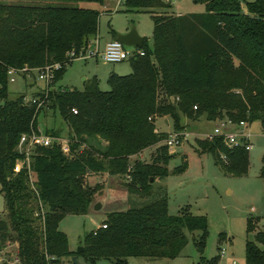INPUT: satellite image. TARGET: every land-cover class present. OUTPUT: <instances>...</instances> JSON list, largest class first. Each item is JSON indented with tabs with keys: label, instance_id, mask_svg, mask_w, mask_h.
Returning <instances> with one entry per match:
<instances>
[{
	"label": "trees",
	"instance_id": "1",
	"mask_svg": "<svg viewBox=\"0 0 264 264\" xmlns=\"http://www.w3.org/2000/svg\"><path fill=\"white\" fill-rule=\"evenodd\" d=\"M79 1L101 5L105 0H0V193L6 213L0 218V243H17L20 264H74L73 256L88 264L104 258L127 264L131 256L176 258L187 244L185 231H198L193 242L201 262L217 264L218 254L202 256L207 217L186 207L169 214L165 195L108 213L84 235L82 251L69 247L58 224L67 214H85L92 204L100 187L85 183L89 173L126 176L129 193L149 196L153 182L168 175L174 153L164 143L151 162L130 160L167 139L169 133L155 131L157 117H170L176 130L183 117L204 116L247 126L258 122L264 131V0H242L243 5L239 0H193L203 3L205 11L180 15L154 12L162 0H125L126 11L152 13V47L143 37L139 48L144 54L128 59L129 73H110L106 91L95 75L85 80L82 90L57 87L71 63L67 52L85 50L98 32L100 11L69 5ZM109 31L115 39L116 32ZM54 62L61 67L54 72L44 106L36 109L24 101L25 94L9 96V66L34 68ZM33 96L43 97L40 91ZM46 107L66 123L69 152L56 142L35 146L29 172L24 167L14 172L16 161L23 158L17 150L19 137L38 131L37 117ZM196 143L199 153H210L224 174L248 175L244 146L229 147L218 135ZM186 166L183 160L171 172L181 173ZM259 177L264 179V153ZM256 219L247 217V231L255 229ZM244 261L264 264V231L246 240Z\"/></svg>",
	"mask_w": 264,
	"mask_h": 264
},
{
	"label": "rangeland",
	"instance_id": "2",
	"mask_svg": "<svg viewBox=\"0 0 264 264\" xmlns=\"http://www.w3.org/2000/svg\"><path fill=\"white\" fill-rule=\"evenodd\" d=\"M254 1V0H244ZM162 7L153 11L156 13H202L205 11L203 3L193 0H169L163 1ZM69 5L80 7H92L100 11L98 20V34L101 37L109 34L110 28L116 30L129 29L135 26L138 34L146 38V43L152 47V13L146 11L128 10L119 6L114 0H105L103 4L94 2H69ZM126 30V31H127ZM96 38V36L92 37ZM91 38V39H92ZM132 47V46H128ZM94 71L102 69L112 73L114 68L117 74L124 75L131 71L130 61L125 59L118 63L103 64L94 60L75 59L66 68L63 77L57 82L60 88H76L82 90L86 79L92 76ZM116 72V71H115ZM113 72V73H115ZM100 73V72H99ZM108 77V76H107ZM107 77L99 76V88L109 90ZM40 82L33 79L24 80L17 77L15 82L9 83V96L14 98L20 94L31 97L40 88ZM162 118L169 121L165 125ZM38 129L45 134L55 135L53 142L61 140L68 142L69 129L57 111L44 108L37 117ZM155 126L163 132L179 134L180 143L172 146L169 152L174 153L167 168L168 175L157 179L152 184L149 196H141L129 193L125 182L126 176H111L107 172H94L85 176V183L89 186H99L92 204L85 214H67L58 224L69 240V247L76 250L80 246L84 235L101 225L106 215L114 211H125L131 207H140L148 204L161 195L167 198V211L176 214L182 207H186L193 214H203L208 221V234L202 256L210 259L219 255L217 264H245L244 245L246 240H252L257 230L264 231V179L259 177L261 157L264 153V131L258 122L248 126L250 141L252 143L249 153V170L247 176L235 177L226 175L216 165L210 153H199L196 139L207 138L213 132L216 121L207 120L201 116L195 120L183 117L180 120V130L172 126L170 117H157ZM160 143L150 146L136 156L131 162L140 159L143 162H151L156 148ZM104 145V143H102ZM186 160V169L181 173H172V169ZM96 203L100 207L94 209ZM248 216L256 217L257 222L253 231L246 230ZM5 205L0 193V218H5ZM187 244L176 258H149L143 256L127 257V264H204L200 260V254L196 250L193 238L199 236L198 231L188 232ZM224 233V239L219 235ZM17 256V243L6 240L0 243V264H20L14 261ZM78 264H88L81 257ZM61 264H71L69 260ZM96 264H112L110 259H100Z\"/></svg>",
	"mask_w": 264,
	"mask_h": 264
},
{
	"label": "built area",
	"instance_id": "3",
	"mask_svg": "<svg viewBox=\"0 0 264 264\" xmlns=\"http://www.w3.org/2000/svg\"><path fill=\"white\" fill-rule=\"evenodd\" d=\"M117 5L124 4L125 0H114ZM169 1V0H163ZM144 51L139 47H128L117 39L108 40L103 47L99 45L97 38H92L89 40V44L85 50H80L75 52L70 50L67 52L68 62H72L75 59H87L96 58L103 63H118L125 59H129L138 55H143ZM69 63H67L68 65ZM61 67L60 62H54L51 64H46L42 67H13L9 66L7 68V80L8 83L15 82L17 77H21L24 80L31 78L33 82H40L41 86L37 91L43 95L31 96L30 98L24 95V101L29 104H34L36 109L44 106L48 91L51 88V84L54 78V72ZM196 106H194V109ZM73 113H76L75 109H72ZM150 119V117H149ZM216 126L211 134L207 135V138H212V136L218 135L223 138L224 143L229 146L242 145L246 150H249L252 146L250 141V133L248 131V126L245 122L239 121L234 123L229 119H222L216 121ZM156 131V129H155ZM53 137L42 133L39 129L38 131L31 130L28 133H22L19 137L17 150L23 155L16 161L13 170L14 172L20 171L23 167L29 172V156L35 146H48L53 142ZM165 144L169 149L172 146L180 143V137L178 133H169L167 139L164 140ZM61 149L65 152H69L68 143L64 140L58 142ZM103 227L106 225L102 224ZM15 262H19L17 256L14 257Z\"/></svg>",
	"mask_w": 264,
	"mask_h": 264
},
{
	"label": "water",
	"instance_id": "4",
	"mask_svg": "<svg viewBox=\"0 0 264 264\" xmlns=\"http://www.w3.org/2000/svg\"><path fill=\"white\" fill-rule=\"evenodd\" d=\"M240 3L243 5V1L239 0ZM115 39L122 42L127 46H134V47H141L143 44V37L140 36L135 28V26H131L126 32H118L116 33ZM100 207L99 203L94 205V209ZM77 251H82V246L77 247ZM74 264L77 263V259L75 256L72 257Z\"/></svg>",
	"mask_w": 264,
	"mask_h": 264
},
{
	"label": "crops",
	"instance_id": "5",
	"mask_svg": "<svg viewBox=\"0 0 264 264\" xmlns=\"http://www.w3.org/2000/svg\"><path fill=\"white\" fill-rule=\"evenodd\" d=\"M168 2V1H167ZM181 13H172V15H180ZM114 30V29H113ZM126 30L127 29H123V30H114L116 33H118V32H126ZM96 38L98 39V42H99V45L101 46V47H103V45L108 41V40H111V39H113L114 37H113V35L110 33V31H109V34L107 35V36H104V37H101L99 34H98V32H97V35H96ZM90 59H92V60H94L96 63L97 62H101V61H99L98 59H96V58H90ZM103 63V62H102ZM104 65L105 64H107V63H103ZM94 67L92 66V69H93ZM124 70H126V69H124ZM124 70L123 71H117V70H115L114 68L112 69V72H115V73H117V72H119V73H121V72H124ZM93 74H92V76L93 75H95V76H97V78L99 79V76L100 75H102L103 77H107L111 72L109 71V70H104V69H102V70H100L99 72L98 71H94V69H93ZM162 121H163V123L165 124V125H169V121L166 119V118H162ZM155 123H156V121H155ZM156 130H158V131H162V130H159L158 128H156ZM263 187H264V184H263ZM245 262V261H244Z\"/></svg>",
	"mask_w": 264,
	"mask_h": 264
}]
</instances>
